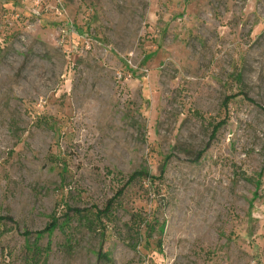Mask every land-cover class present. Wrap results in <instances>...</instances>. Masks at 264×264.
Masks as SVG:
<instances>
[{
  "label": "rangeland",
  "instance_id": "obj_1",
  "mask_svg": "<svg viewBox=\"0 0 264 264\" xmlns=\"http://www.w3.org/2000/svg\"><path fill=\"white\" fill-rule=\"evenodd\" d=\"M1 1L0 264H264V0Z\"/></svg>",
  "mask_w": 264,
  "mask_h": 264
},
{
  "label": "trees",
  "instance_id": "obj_2",
  "mask_svg": "<svg viewBox=\"0 0 264 264\" xmlns=\"http://www.w3.org/2000/svg\"><path fill=\"white\" fill-rule=\"evenodd\" d=\"M228 101V98L225 99L224 105ZM262 110L264 111V107H262ZM217 128H219V124L213 125V129L211 132V140L212 137H214ZM209 145V144H208ZM200 156V154H199ZM199 158V157H198ZM197 158V159H198ZM195 159V160H197ZM107 173L112 174V172L107 171ZM162 174H159L157 176L152 175L149 171L146 170H137L133 173L129 174L126 178L119 177L120 185L116 189V192L114 193L113 197L109 200H107L106 204L101 209H95L94 211L86 210L85 212L81 211L78 208H66V219L62 223L65 225L67 221L70 219V213H73L72 215L77 217L81 220L82 224L89 229L90 231H95L100 237H104L106 234V229L108 228L109 224H112L115 220V209L117 208V200L118 198L123 195L126 188L133 184L136 181L139 180H155V179H161ZM131 224L127 227L129 233H136L140 231V227L142 226V223L144 221H140V218L136 214H132L130 217ZM59 218H56L54 214L52 215L51 221L45 226V228L41 231L36 232V235H41L43 232L51 233L58 225H59ZM9 221L12 222V218L10 216H0V222ZM144 226H147L146 230L148 232V235H150V231L153 230L150 225L145 224ZM135 227V229H134ZM133 234H129L128 236V242L127 245L130 248L135 249L136 242H134ZM99 256L103 257V254H99Z\"/></svg>",
  "mask_w": 264,
  "mask_h": 264
},
{
  "label": "built area",
  "instance_id": "obj_3",
  "mask_svg": "<svg viewBox=\"0 0 264 264\" xmlns=\"http://www.w3.org/2000/svg\"><path fill=\"white\" fill-rule=\"evenodd\" d=\"M18 1V3H22L23 2V0H17ZM0 2H2L1 0H0Z\"/></svg>",
  "mask_w": 264,
  "mask_h": 264
}]
</instances>
